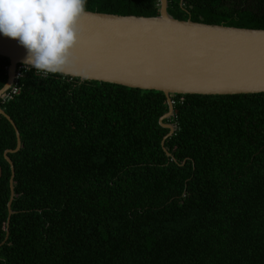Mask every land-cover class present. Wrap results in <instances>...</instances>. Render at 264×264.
Returning <instances> with one entry per match:
<instances>
[{
    "label": "trees",
    "instance_id": "16d2710c",
    "mask_svg": "<svg viewBox=\"0 0 264 264\" xmlns=\"http://www.w3.org/2000/svg\"><path fill=\"white\" fill-rule=\"evenodd\" d=\"M159 4L87 10L158 16ZM168 11L264 29V0H169ZM10 63L0 54V90ZM17 87L0 99L22 142L8 153V225L5 154L18 138L0 113V264H264V92L174 94L165 139L163 91L30 68Z\"/></svg>",
    "mask_w": 264,
    "mask_h": 264
},
{
    "label": "water",
    "instance_id": "95a60500",
    "mask_svg": "<svg viewBox=\"0 0 264 264\" xmlns=\"http://www.w3.org/2000/svg\"><path fill=\"white\" fill-rule=\"evenodd\" d=\"M159 6L158 16L87 10L79 22L77 63L66 74L165 92L169 111L160 118L161 125L170 129L165 139L177 129L164 122L175 116L174 94L264 92V29L181 20L169 13V0H160ZM0 54L11 61L1 99L13 86L18 66L25 64L27 51L17 40L0 34ZM0 113L14 125L18 138L17 148L5 154L12 167L9 225L14 213L15 167L8 153L18 151L22 142L12 117L1 106Z\"/></svg>",
    "mask_w": 264,
    "mask_h": 264
},
{
    "label": "clouds",
    "instance_id": "9594fccd",
    "mask_svg": "<svg viewBox=\"0 0 264 264\" xmlns=\"http://www.w3.org/2000/svg\"><path fill=\"white\" fill-rule=\"evenodd\" d=\"M88 0H0V34L27 51L26 66L42 76L66 75L77 63L75 49Z\"/></svg>",
    "mask_w": 264,
    "mask_h": 264
},
{
    "label": "built area",
    "instance_id": "2783aa9c",
    "mask_svg": "<svg viewBox=\"0 0 264 264\" xmlns=\"http://www.w3.org/2000/svg\"><path fill=\"white\" fill-rule=\"evenodd\" d=\"M25 69H29V67L26 66L25 64H22L21 66L19 65L18 68H17L15 82H14L13 86L11 87L13 95L18 94L19 91H20V89L17 87V83H18V80L24 75V70ZM7 96L9 98H11L12 95H6L5 97H7Z\"/></svg>",
    "mask_w": 264,
    "mask_h": 264
}]
</instances>
